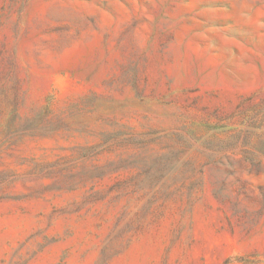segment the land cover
<instances>
[{
  "label": "rangeland",
  "instance_id": "rangeland-1",
  "mask_svg": "<svg viewBox=\"0 0 264 264\" xmlns=\"http://www.w3.org/2000/svg\"><path fill=\"white\" fill-rule=\"evenodd\" d=\"M0 264H264V0H0Z\"/></svg>",
  "mask_w": 264,
  "mask_h": 264
}]
</instances>
